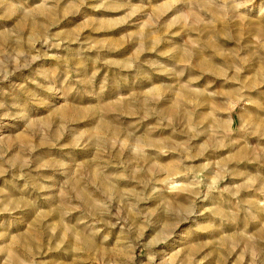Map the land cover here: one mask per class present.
I'll list each match as a JSON object with an SVG mask.
<instances>
[{"label": "clouds", "instance_id": "obj_1", "mask_svg": "<svg viewBox=\"0 0 264 264\" xmlns=\"http://www.w3.org/2000/svg\"><path fill=\"white\" fill-rule=\"evenodd\" d=\"M60 2L40 0L32 5L29 0H0V21L14 17L19 21L0 32V37L7 35L9 38L6 44L0 43V82L40 58L39 55L23 56L21 46L37 41L51 46L48 44L49 29L62 18ZM85 3L87 0H80L81 5ZM252 3L253 0H170L168 11L178 4H185L188 10L175 15L169 23L163 21L162 14H153L147 27L150 32H163L172 26L187 25L198 33L196 40L177 50L180 52L178 61L170 64L158 58L171 56L170 52L157 53V58L141 59L162 43L160 39L150 41L143 31L138 33L141 43L134 56L125 61H104L110 67L144 79H151L153 73L169 79L187 76L179 88L175 83L153 84L143 92L122 97L114 105L83 108L74 118L58 115L56 119L46 120L35 118L31 112V105L44 104L38 92L19 85V91L27 97L26 103L16 96L9 102L5 98L9 94L0 91V119L23 121L29 136V142L12 157L8 152L13 142L0 138V178L11 173V182L24 181L25 189L31 192L29 197L0 199V213L23 212L35 208L40 200L53 201L59 180L71 177L59 186L62 203L54 210L60 212L59 220L37 229L36 235H29L27 239L12 237L10 242L0 244V254L7 256L4 264H46L40 258L44 241L47 239L50 244L57 238L58 230L63 234L57 248L63 247L71 237L78 245L77 251L91 254L97 251L95 238L106 229L117 227L121 230L120 256L108 260L107 264L118 261L131 264L138 247H142L149 261L155 264V246L166 244L172 235L168 224L162 229L158 227V217L167 216L177 224L196 218L202 215L200 204L214 196L222 200L230 198L226 201L228 211L217 213L215 207L209 209L220 219L260 225L261 234L241 232L238 236L240 242L245 243L250 264H264V175L248 176L238 185L223 184L228 177L234 176L229 167L232 158L224 161L208 158L209 153L239 143L232 138L235 131H247L254 126L250 122L248 129L231 128L236 109L246 111L250 105L260 106L259 100L249 94L256 86L250 85L244 76L249 58L244 54L246 46L237 30L238 22L248 19ZM95 8L110 9L109 0H102ZM142 10L134 8L127 14L128 19ZM79 43L80 48L72 59H78L94 47H89L87 40ZM217 55L223 61L217 65L219 76L233 85L227 91L215 90L213 81L200 84L206 74H215L206 72L205 66ZM95 62L99 63V58ZM79 68V64L71 67L69 60L67 79L76 72L75 83L88 95L95 94L98 70L90 77H81ZM123 79L127 82L128 76ZM31 83L49 93L60 91L53 83L47 86L37 81ZM102 89L107 90L106 81ZM208 108L212 111L203 114L202 110ZM152 121L154 123H148L145 131V123ZM165 131L167 135H156ZM65 138L70 144H61ZM41 143L86 151L93 155L91 167L73 172L75 163L70 159L52 155L44 160L36 155ZM165 157L170 159L163 162ZM178 190L187 194L182 203L171 198ZM72 213L80 214L74 225L69 222ZM149 229H155L156 234L145 243L144 233ZM108 238L105 235L104 240ZM5 239L6 234L0 233V241ZM98 264H105V261L100 260Z\"/></svg>", "mask_w": 264, "mask_h": 264}, {"label": "rangeland", "instance_id": "obj_2", "mask_svg": "<svg viewBox=\"0 0 264 264\" xmlns=\"http://www.w3.org/2000/svg\"><path fill=\"white\" fill-rule=\"evenodd\" d=\"M39 2L40 0H29L32 5ZM101 2L102 0H87V3L81 5L80 0H61L62 18L55 27L49 29L48 44L51 46L42 45L39 41L21 46L20 52L23 56L39 55L40 58L30 67H22L9 76L8 80L0 82V91H6L9 94L5 97L9 102L13 96H16L27 103V97L18 88L19 85H26L27 89L38 92L44 101L43 105H31V112L35 118L56 119L58 115L74 118L83 108L114 105L122 97L130 93L143 92L153 84L175 83L179 88L187 76L183 79H169L153 73L151 79H144L135 73L123 72L119 68L110 67L104 61H125L134 56L141 43V36L138 33L142 31L150 38V41L160 39L162 43L154 52L145 53L141 59L157 58V53L170 52L171 56L158 58L170 64L178 61L180 52L177 50L187 42L196 40L198 33L189 29L187 25L172 26L163 32H150L147 25L149 17L153 14H162L163 21L169 23L175 15L188 10L185 4H178L168 11L167 6L170 0H109L110 9L117 10L109 8L97 10L95 5ZM134 8L143 10L135 12L131 19H128L127 14ZM125 20L127 22H123ZM18 23L15 17L0 21V32ZM237 30L246 46L244 54L249 58L244 76L250 85L256 86V90L249 94L259 100L260 106L250 105L246 111L236 109L232 114L231 128L248 129L250 122L254 126L247 131H235L232 138L239 140V143L229 149L209 153L208 158L213 161H224L231 157L232 162L229 167L234 176L228 177L223 184L238 185L243 183L248 176L257 173L264 175V124L261 123L264 121V82H262L264 81V0H253L249 6L248 19L238 22ZM29 35H31L30 31ZM8 39V36L4 35L0 37V43L6 44ZM80 40H87L88 46L94 47H91L90 51L83 52L78 59H72L76 50L80 48ZM209 50L211 51L212 48ZM98 58L100 62L96 63ZM69 60L73 68L77 64L80 65L79 75L81 77H90L94 71L98 70L99 74L95 77V94L88 95L75 83L78 78L76 72L72 73L70 80L67 79ZM222 63L220 55H217L213 62L207 64L206 72L215 74H206L200 84L213 81V86L217 91H227L232 88L233 85L219 76L217 72V65ZM9 71H12L11 65H9ZM196 72L198 74L199 70L197 69ZM123 76H128L127 82ZM66 80L67 83H65ZM31 81H37L45 86L53 83L60 91L56 94L46 92L44 89L37 88L36 84ZM105 81L107 82L106 91L102 89ZM74 88L75 91H73ZM211 111V108L206 111L202 110L203 114ZM148 123H154V121L145 123V131ZM161 134L167 135L168 132L156 133V135ZM0 138L13 142L11 143L12 150L8 152L9 157L14 156L22 146L29 142L24 122L11 118L0 119ZM61 144H70V141L65 138ZM36 155L44 160L52 155L58 159H70L75 163L73 172L87 170L91 167L90 161L93 159V155L86 151L71 147H50L43 143L38 147ZM168 159L170 158H163V162H167ZM70 178L65 177L59 180L57 191L53 194V201L40 200L35 208L23 212L0 213V233L6 234L5 241H0V244L10 242L12 237L27 239L29 235H36L37 229L58 221L60 212L54 210L58 209L62 203L59 186L63 184L64 179ZM11 181V173L0 178V199L7 201L31 195L30 190L25 189L24 181ZM242 195L251 196L252 193ZM171 198L177 203H182L187 199V194L178 190ZM227 199L230 198L226 197L222 200L219 196H214L211 200L202 202L200 204L202 215L178 224L167 216L158 217V227L162 229L165 224H168L172 235L166 244L155 246L154 250L157 253L155 264H250L251 257L245 252V243L240 242L238 234L246 232L248 235H259L261 234L260 225L231 223L209 211L213 207L217 209V213L228 211ZM232 203L234 204L235 201ZM49 213L51 215H48ZM79 216V213H72L69 222L76 224ZM62 234L58 230L57 238L50 244L45 239V247L40 258L46 264H98L100 260H104L107 264L108 260L120 256L121 250L118 244L121 230L119 227L106 229L105 232L100 233L95 238L97 251L91 254L77 251L78 245L71 237L63 247L57 248ZM155 234V229H149L144 233V242L151 240ZM105 235L109 237L106 241L104 240ZM5 260L7 256L0 254V264H4ZM131 264H152V262L149 261L144 249L138 247Z\"/></svg>", "mask_w": 264, "mask_h": 264}]
</instances>
